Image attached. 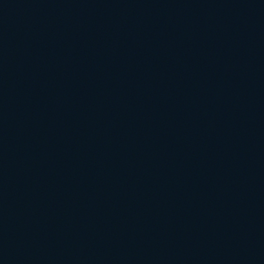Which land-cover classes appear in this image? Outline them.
I'll return each instance as SVG.
<instances>
[{
    "label": "water",
    "instance_id": "1",
    "mask_svg": "<svg viewBox=\"0 0 264 264\" xmlns=\"http://www.w3.org/2000/svg\"><path fill=\"white\" fill-rule=\"evenodd\" d=\"M0 264H264V0H0Z\"/></svg>",
    "mask_w": 264,
    "mask_h": 264
}]
</instances>
